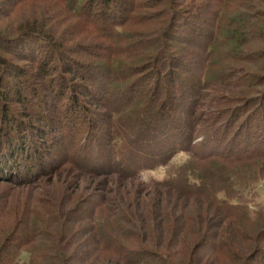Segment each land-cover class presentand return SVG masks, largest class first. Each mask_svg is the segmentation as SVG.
I'll return each mask as SVG.
<instances>
[{
  "label": "trees",
  "instance_id": "1",
  "mask_svg": "<svg viewBox=\"0 0 264 264\" xmlns=\"http://www.w3.org/2000/svg\"><path fill=\"white\" fill-rule=\"evenodd\" d=\"M24 1L12 0L8 10ZM54 1L66 15L90 23L107 55L95 68L86 65L42 24L8 41L0 36L4 45L28 37L34 53H17L38 70L29 74L0 58V179L30 177L42 166L35 160L19 168L31 158L24 144L28 125L49 141L71 136V147L83 135L78 154L116 178L140 181L141 170L165 166L180 154L189 158L166 179L141 182L177 197L173 209L166 192L155 201L125 187L93 196L95 206L80 219L90 225V237L75 236L80 209L70 194L55 189L29 201L8 195L0 202V264H17L22 252L23 264H264V203L251 206L264 183V88L257 89L264 74H243L264 53V0ZM142 9L154 14L150 32L129 28ZM201 9H210V17L202 21L208 30L198 43L200 71L193 81L184 75L189 71L182 56L195 47L181 55L169 44L180 25L202 35L191 13ZM73 72L95 88L76 83ZM85 91L105 112L90 107ZM20 99L37 126L30 119L25 125L14 112L12 103ZM250 108L249 121L233 124V114Z\"/></svg>",
  "mask_w": 264,
  "mask_h": 264
},
{
  "label": "rangeland",
  "instance_id": "2",
  "mask_svg": "<svg viewBox=\"0 0 264 264\" xmlns=\"http://www.w3.org/2000/svg\"><path fill=\"white\" fill-rule=\"evenodd\" d=\"M11 3L12 0H0V36H4L6 40L8 38H16L20 34V32H26L30 29L32 30V27L37 26V24H42L41 27H44L45 30H47V32L51 34V36L54 38V41H58L61 43V46L65 52H69L68 54L70 56L76 58L78 61L86 63V65H90L91 67L95 68V66H97V63L101 61L99 57L107 55L106 51L108 50L106 49L105 42H103L96 33L90 32L91 29L88 26V24L90 23H88L87 20L84 19V21H81L78 17H73L72 14H70L71 17L69 15H66L63 12L64 10L60 9L59 5L54 0H26L24 2H20L19 5L15 6L14 10L9 11L8 9L10 8ZM161 8L162 6H159L157 9ZM206 10L201 9L199 12H191L193 13L192 18L196 21V24L199 27H202L199 28L201 29V31H203L201 36L197 34L193 35L191 32H187V30H185V25H180L178 30L171 33L172 40L170 41L169 45L176 51V54L183 55L182 52L185 51V47H190L191 49L195 47V51L193 50L194 53L182 56V60L186 61L185 64L187 66V71H189L184 73V75L187 74L193 81L195 79V73L200 71L198 59L196 58L201 54L198 52V43L201 40V42L204 41L202 37L203 33L207 32L208 30V25L204 22H208L209 20L210 9ZM148 12L152 13L150 9H142L141 11H137L136 14H139L137 15L139 17V21L135 20L136 23L134 25H131L129 28L132 30L137 29L139 30L138 33H140L150 32L151 29L156 27L155 22H153L154 14L152 13V15L147 16L146 13ZM143 15L144 17H141ZM94 19V22H96L97 25H101L100 20H96L95 17ZM203 20L204 24H202ZM85 22L88 24H86ZM25 37L26 36H24L23 38H17V40L15 39V41L8 43L7 45H4L0 42V58L8 60L14 66H20L21 68H24L26 71H28V73L30 72L29 74H31V72L34 73V71H38L34 69V61H31V59H29L28 57H25L22 54L19 55L17 53L20 52L17 51L18 49H21L22 51H25L30 55L32 54V52L34 53V51H32L33 48L31 41H29L28 37ZM12 49L14 51H12ZM263 57L264 53L257 57V60L253 59V64H247L249 70H245L243 74L246 75V72H249V75L264 74V67L259 68V65L263 64ZM33 59L36 61L39 59V57L36 56L35 58L33 57ZM0 66H3V63H0ZM79 73H71V75L75 79V82L81 86H87L89 90H93L95 88V83L88 80L87 77H84ZM24 75V77L27 76L28 79H32L33 82L38 81L37 79L34 80L33 77L27 75V73ZM77 75L80 76L77 77ZM37 83H39V81ZM164 84L165 83H162L160 87L162 88ZM262 88H264L263 84L257 86L258 90ZM41 90L43 95L47 93L48 96V93H50L48 90H44L43 88H41ZM53 96L54 95L50 94V99H52ZM84 98L94 111L98 113L105 112L104 108H101L97 104V102L92 99L93 97L91 96L89 91H85ZM20 100L23 101H20V103H18L17 101L12 103L13 110L18 116H20L21 120L26 121V123L24 124L28 125L27 123L30 122V120L33 121L34 119L29 118L31 116V110L27 108V105L24 103V99ZM239 104L240 103H236L233 107H236ZM250 113H253V110L251 108L247 113H245L244 110V112L240 111L237 112V114H233V124L237 125L241 121H249L248 115H250ZM226 117L227 116L224 117V120H226ZM33 122L34 123H32V125L37 126L36 121L34 120ZM32 128L33 127L30 125H28V128L25 127V130L27 129L28 137L25 139L24 143L27 146L29 145V150L31 151L30 156L32 159L30 158V160L27 161L24 158L23 160H26L27 162L22 161L19 168L21 167L25 170V168L27 169V166L30 167V165L34 163L35 160L40 161L42 166L38 168L36 175L34 174L30 177L15 180L9 179L7 177L0 179V202L7 200L9 198L8 195H12L13 197L14 195H17V199H19V201H29V199H32L38 193H43L45 191L52 192V190L55 189H58L61 192L63 191L65 194H70L73 208L74 206H77L80 209L79 213L77 214L79 215L77 217L80 218L76 221L77 224L74 229L75 236L78 235V238L90 237L92 235L90 225L86 226V224L80 222V219L82 217V214L86 210H88L90 206H95L96 198L93 199V196L97 197V193H106V190L109 192L112 189H123L125 187V189H127V191L129 192H135L140 195V197L146 196L148 199H152L154 201L158 198V194L162 195L164 192H166L167 201H170V204L172 202L171 206L169 207L173 209V204L176 203L175 201L177 197H172L171 194H169L170 192L167 193L168 191L160 190L158 189L159 187L149 188L141 182L166 179L173 172V170H175L176 164L184 162L185 160H187V158H189V156L180 154L173 157L172 160H170V162L165 166H160L145 171L141 170V172L138 173L140 181L129 180V178L121 179L116 178V176L114 175L108 174L107 171H96V169L98 170V168H95L92 162L84 159L81 154H78L77 150L79 144L82 141L83 135H78L77 137L80 138V140H75V143L77 142V146L76 144H73V146L71 147V145H69V143L71 142L70 140L72 139L71 136L69 138L66 137V139H56L54 141H49L44 136H38L36 134L37 130L34 131V128ZM11 129L15 130V128ZM197 140L199 139H195V142ZM54 144L58 146L55 147ZM32 149H34L35 151L32 152ZM80 150L84 151L81 148ZM96 150L97 147L93 151V153H96ZM79 157H82L85 160V163L83 160H80ZM96 157L97 155L93 154V158L91 159H96ZM86 160L89 162V164L87 165L88 168H85L82 165V163L86 165ZM33 165L35 164H32V166ZM114 192L116 191L114 190ZM257 193L258 194L256 195L255 200L251 202V206H256V204L264 203V183L259 187ZM57 197L58 199L60 198V196ZM102 201L103 200H101V202ZM97 202L100 201H98L97 199ZM152 207H155V203L152 204ZM179 209L182 210V208ZM94 210L96 209L94 208ZM175 212L178 213L177 206ZM201 250L204 251V249ZM26 259L27 253L22 252L17 264H23Z\"/></svg>",
  "mask_w": 264,
  "mask_h": 264
}]
</instances>
